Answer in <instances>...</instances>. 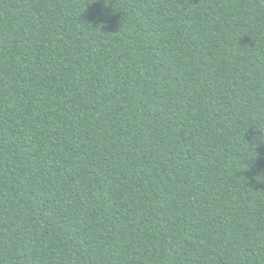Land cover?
<instances>
[{
    "label": "trees",
    "instance_id": "trees-1",
    "mask_svg": "<svg viewBox=\"0 0 264 264\" xmlns=\"http://www.w3.org/2000/svg\"><path fill=\"white\" fill-rule=\"evenodd\" d=\"M0 264H264V0H0Z\"/></svg>",
    "mask_w": 264,
    "mask_h": 264
}]
</instances>
